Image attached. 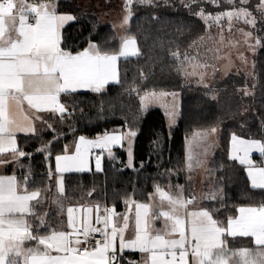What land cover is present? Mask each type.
Returning <instances> with one entry per match:
<instances>
[{
    "label": "trees",
    "instance_id": "1",
    "mask_svg": "<svg viewBox=\"0 0 264 264\" xmlns=\"http://www.w3.org/2000/svg\"><path fill=\"white\" fill-rule=\"evenodd\" d=\"M79 1L57 0L58 12H69L76 17L63 28L61 47L75 54L95 42L109 54L117 52L120 40L115 28L101 23L97 14ZM228 5L226 0H135L131 4L127 33L136 39L140 54L120 60L119 83L108 84L99 93L63 94L62 101L69 110L63 118L54 115L50 128H40L33 135H19V150L26 154L20 158L19 172L23 175L20 183L28 177V189L39 190L42 201L51 184L49 172L54 168L55 157L63 153L76 136H96L129 128L137 133L134 168L124 166L126 152L121 148L116 149V159L104 160L102 171L68 173L62 177L63 206L92 202L123 211L131 200L149 201L157 186H185L186 136L220 125L221 145L209 162L211 189L219 194L203 205L224 224L236 215L240 206L263 205L264 190L251 187L245 166L231 158L230 146L233 134L264 142V19L255 31L259 47L254 76L229 73L221 82L214 83L218 96L211 97L207 87L187 83L180 71L179 52H186L208 33V25L198 13L201 10L215 12ZM254 5L251 0L253 10ZM246 88L253 93L245 91ZM156 90L181 93L179 120L171 130L162 109L141 107L140 96ZM35 212L42 216L44 205L36 206ZM47 218L52 224H47V229L40 228L41 234L61 225L57 211H50ZM30 219L33 224L37 222ZM230 240L237 248L245 246L250 239Z\"/></svg>",
    "mask_w": 264,
    "mask_h": 264
},
{
    "label": "snow or ice",
    "instance_id": "2",
    "mask_svg": "<svg viewBox=\"0 0 264 264\" xmlns=\"http://www.w3.org/2000/svg\"><path fill=\"white\" fill-rule=\"evenodd\" d=\"M247 2L241 0L242 4ZM258 11L264 14V0L258 5ZM200 15L217 23L225 17L229 22L243 18L244 23L253 27L256 22L244 7L208 17L201 10ZM74 19L70 14H57L56 9L47 4L0 0V152L5 151L3 145L7 143L13 145L9 151L17 154V159L25 157L23 151L14 147L15 134L18 131L35 133L31 124L20 123L11 116L10 100L19 106L22 98L33 109L54 112L63 118L69 110L60 102L61 94L84 88L99 93L109 83H119L118 60L140 54L134 38L125 39L118 54H109L95 44L77 54L65 51L61 47V30ZM174 57L178 58V55L174 54ZM145 99L142 97V102ZM24 120L28 117L24 116ZM136 135L135 131L129 130L106 131L95 139L80 136L74 154L55 157V171L60 174L88 170L93 149L99 150L95 156L96 171H102L104 154L109 159H116L113 148L125 142L129 167H132L131 142ZM254 151L264 156V142L232 135L231 158L247 165L253 189L264 190V167L256 166L250 159ZM191 160L189 147V168ZM27 185L28 177L20 184L15 176H0V264H116L117 240L120 250L127 248L148 253L146 264L148 261L150 264H189V256L192 264H264V205L239 208V216L229 218L225 226L214 219L209 210L188 211L187 206L194 198L173 196L157 186L161 203L166 200L168 209L162 210L160 206L153 209L148 204L133 201L134 239L124 237L129 227L128 215L118 216L114 208H104L101 215L99 205L67 207V227L71 231L51 229L47 234H41L40 228H49L35 212L42 196L39 190L30 191ZM57 189L63 194L62 177L57 181ZM218 194L209 198L216 199ZM56 202L63 211V203ZM94 209L95 224L101 227L93 226L91 214ZM181 209L184 215L180 214ZM29 218L37 222L33 224ZM161 218L165 221L164 229L154 231L153 223ZM95 234L102 240L96 241ZM226 237H252L257 249L255 252L247 248L233 251L227 247Z\"/></svg>",
    "mask_w": 264,
    "mask_h": 264
},
{
    "label": "rangeland",
    "instance_id": "3",
    "mask_svg": "<svg viewBox=\"0 0 264 264\" xmlns=\"http://www.w3.org/2000/svg\"><path fill=\"white\" fill-rule=\"evenodd\" d=\"M134 1L135 0H131V2L130 0H80L79 3L82 6L91 8L97 14L101 23L111 24L115 28L120 42H123L125 39L134 38L127 33L129 22L132 17L131 4ZM226 1L228 2V0ZM250 1L251 0H248L246 4H242L241 0H232V2H228L229 5L225 9L217 10L215 12H203L205 17H208L209 14H211V16H217L222 12L237 10L241 7H244L247 8L248 11H250L255 17V27H253L251 24L244 23L243 18H234L231 22H229V20L225 17L218 23L214 22L210 18L206 20L205 18L201 17L200 11L198 16L206 21L208 25V33L205 35V37H202L200 40H198L186 52H179V56L181 57L180 71L186 82L195 86L207 87V94L211 97L218 96V91L216 92L214 90V83L217 81L218 83L221 82V78L223 79L229 73H236L239 75L244 74L247 77L254 76V66L256 62L254 61L255 54L259 47L255 31L259 26V22L264 19V14L258 11V5L260 4L261 0H253V3H255V10L250 7ZM26 3L47 4L50 7H53L57 3V0H50L41 3L26 0ZM94 43L95 42H92V44ZM189 73L192 74L189 75ZM237 87L239 88L238 90H240V85H237ZM245 91H248V93H253V90L250 88H246ZM180 96L181 93L178 90H156L154 92L149 91L143 93L140 96V104L144 109L154 107L162 109L166 114V119H168L167 125L171 130L177 125L179 120L181 106ZM142 97H146L143 102L141 100ZM170 113L174 114L170 115ZM212 129H215L216 131L213 132L211 131ZM129 130V128L126 129V132ZM220 131L221 126L219 125L211 128L210 130H197L186 136L188 170L187 179L189 183L185 186L179 184H170L168 187L160 188L173 196L181 195L185 199H188L190 196H192L194 198V202L187 206L188 211H197L202 209L208 210L202 205V202L203 200L210 199L209 197L214 194V191L209 190V188L212 186V183L208 164L211 157L220 148ZM131 144L132 167H129L127 142L125 147H123V150L126 152L124 166L128 168H134V142L132 141ZM189 147H191L192 155L191 168L188 166ZM113 152L116 155V149H113ZM103 158L104 159H102V161L109 159L106 153L104 154ZM14 166L15 169L18 168L16 163ZM59 179H61L59 176L54 178L53 184H50L48 189L44 192L43 200L40 203L44 205L45 213L46 209L48 214L50 211L54 210L58 212L61 218L67 207L64 206V210L62 211L56 202L57 200L61 202L63 201V194H60L57 189V181ZM186 186L189 188V197L185 191ZM156 189L155 193H153L151 201H129L128 208L125 210L123 215H128L130 217L129 226L131 230L135 231V207L132 203L133 201L139 204H148L152 206L153 209H156L158 206H160L161 209H168V203L166 200L163 202L165 204L164 206H162L163 203H161V201L157 200L159 196ZM47 197H51L50 203H48ZM44 214L40 217L45 220L46 215ZM180 214L184 215L183 209H181ZM163 220V218L155 220L152 225L154 231L161 230L159 225L163 223ZM46 223L52 224L50 220L46 221ZM250 251L252 250L250 249Z\"/></svg>",
    "mask_w": 264,
    "mask_h": 264
},
{
    "label": "crops",
    "instance_id": "4",
    "mask_svg": "<svg viewBox=\"0 0 264 264\" xmlns=\"http://www.w3.org/2000/svg\"><path fill=\"white\" fill-rule=\"evenodd\" d=\"M55 9H56V11H57V3L53 6ZM57 14H69V12H58L57 11ZM70 14H72V13H70ZM72 16L74 17V15L72 14ZM75 20V19H74ZM73 20V21H74ZM72 22V21H71ZM68 24H70V22H68V23H66L65 25H64V27L66 26V25H68ZM63 27V28H64ZM63 28H62V30H63ZM62 30H61V35H62ZM136 40V39H135ZM121 44H122V42H120ZM90 44H92V42H90L89 43V45ZM97 47H98V45L96 44V43H94ZM89 45L85 48V49H87L88 47H89ZM137 47H138V45H137ZM120 48H121V45H120ZM85 49H83L82 51H84ZM82 51H80V52H82ZM119 51H120V49L117 51V52H115V53H110V54H118L119 53ZM80 52H78V53H80ZM75 54H77V53H75ZM124 57H121L119 60H118V62H117V67H118V72H119V62H120V60L121 59H123ZM109 84H111V83H109ZM107 86V85H106ZM105 86V87H106ZM105 89V88H104ZM80 91H90V92H94V91H92L91 89H87V88H84V89H79L77 92H80ZM62 95L63 94H61V96H60V102L61 103H63V101H62ZM9 103H10V105H11V116L13 117V118H15L18 122H20V123H24V124H31L34 128H35V133L34 134H36V133H38V131H40V128H50L49 126H52L53 124V122H52V120H51V117H53L54 115H58L57 113H54V112H50V111H38V110H36V109H33V108H31L28 104H27V101L26 100H23L22 98H21V103H20V105L19 106H17L16 105V103L14 102V101H9ZM64 104V103H63ZM65 105V107L68 109V107L66 106V104H64ZM24 116H27L28 117V120L27 121H25L24 120ZM113 131H124V132H126V129L125 130H121V129H119V130H113ZM113 131H109V132H113ZM103 133H101V134H98V135H102ZM19 135H33L32 133H28V134H26V133H24V132H16V134H15V141H16V143H15V145H14V147H16L18 150H19ZM98 135H96V136H93V137H86L85 135H79V136H76V139L74 140V141H72V143H70L67 147H66V149L64 150V152L63 153H61V154H58V155H64V154H68V155H71V154H74V152H75V146H76V144L78 143V140H79V137L80 136H84V137H86L87 139H95ZM237 137H239V138H241V139H245V140H250V139H246V138H244V137H242V136H239V135H236ZM251 140H257V139H251ZM133 142H134V138H133V140H132ZM260 141V140H259ZM125 145H126V142L122 145V146H120V147H115V148H113V149H123V147H125ZM11 147H13V145H9V144H7V143H5L4 145H3V148L5 149V151H3V152H0V161H2V163H0V176H15L16 178H17V181H18V183H20V177H22L23 175L22 174H20V158L19 159H17V154H13L11 151H9V149L11 148ZM93 150H96V152H97V154H99V150L98 149H93ZM92 150V151H93ZM20 151V150H19ZM96 154V155H97ZM95 155V156H96ZM241 155H242V153H241ZM95 156H90V158H89V164H88V170H85V171H83V172H91L92 170H95L96 171V167H95ZM230 156H232V143H231V146H230ZM261 158L263 159L264 158V156H262L259 152H256V151H254V152H252L251 153V156H250V159L252 160V162H253V164H255L256 166H259V167H264V163L262 162V160H261ZM104 159V158H103ZM211 160V159H210ZM237 162H239V160H236ZM103 162L104 161H102V169H103ZM210 162V161H209ZM15 163L18 165V168L17 169H15L14 167V165H15ZM240 163V162H239ZM245 166V168H246V171H247V174H248V167H247V165H244ZM55 168H56V161H55V165H54V168H52L51 170H50V172H49V177H50V179H51V184H53V180H54V178H56L57 176H59L60 178L61 177H63V175H65V174H68V173H83V172H75V171H73V172H67V173H60V174H57L56 173V171H55ZM208 168H209V164H208ZM187 172H188V170H187ZM188 175V174H187ZM250 179V178H249ZM188 183H189V181H188V179H187V184L186 185H188ZM250 183H251V181H250ZM21 184V183H20ZM169 186V185H168ZM167 186V187H168ZM50 190H51V188H50ZM209 190H211V191H213L212 189H211V187L209 188ZM31 191V190H30ZM185 191H186V194H187V196L189 197V188L186 186V189H185ZM41 193V192H40ZM153 193H155V190L152 192V194H151V197H150V200L149 201H151L152 200V196H153ZM159 196V195H158ZM187 197V198H188ZM190 198H193L192 196H190ZM50 199H51V197H47V200H48V203H50L51 201H50ZM157 200H159V201H161L160 200V197H158V199ZM208 200H212V199H208ZM204 201H207V200H203V202H202V205H203V203H204ZM63 202V201H62ZM82 205H99L100 206V208H101V215H103L104 213H103V209L104 208H108V209H111L108 205H105V204H102V203H92V202H86V203H82V204H77V205H69V206H67V207H70V206H82ZM128 205H129V203H128ZM165 204L163 203L162 204V206H164ZM264 205V204H263ZM204 206V205H203ZM205 207V206H204ZM241 207H245V208H247V207H259V206H240V207H238V210H239V208H241ZM127 208H128V206H127ZM126 208V209H127ZM163 208H165V207H163ZM206 208V207H205ZM67 209V208H66ZM66 209H65V211L63 212V214H62V217L60 218L61 219V225L59 226V228L57 227L56 228V230H64V231H71V229L70 228H68L67 227V214H66ZM125 209V210H126ZM208 209V208H207ZM115 210V209H114ZM125 210H123V211H118V210H115V213L118 215V216H120V215H123L124 214V212H125ZM162 210H167V209H162ZM209 210V209H208ZM237 210V213H236V215L235 216H233V217H231V218H236V217H238L239 216V211ZM210 211V210H209ZM211 212V211H210ZM212 213V212H211ZM46 218H45V221H48V220H50V219H48L47 218V216H48V212H47V209H46ZM44 214V215H45ZM76 215L79 217V215H80V213L78 212V213H76ZM95 216H96V211H95V209H94V211H93V213L91 214V218H92V222H93V226L94 227H101V225H96L95 224ZM214 218V217H213ZM30 219V218H29ZM215 219V218H214ZM121 226H122V220H121ZM164 225H165V221L163 220V223H161L160 225H159V227L161 228V230L162 229H164ZM225 226L227 225V223L226 224H224ZM43 234H47V231L45 232V233H43ZM124 237H125V239L126 240H131V239H134V237H135V231H133V230H131V228H130V226L128 227V229L125 231V233H124ZM166 238H178V237H166ZM247 238H249L250 240L247 242V244L245 245V246H243V247H237V248H235V247H233V245H232V242H231V237H226V239H227V247L229 248V249H231V250H233V251H237V250H239V249H241V248H247V249H251L252 250V252H255L256 251V245L254 244V242H253V238L252 237H247ZM29 246H32L31 244L29 245ZM116 247H117V261H116V264H146V261L148 260V256H149V254L148 253H142V252H140L139 250H132V249H127V248H125V249H123V250H120V245H119V240H117V242H116ZM126 252H132V254L131 255H129V256H127V255H125V253ZM53 254H55V253H53ZM125 258V259H124ZM233 259L234 260H237V259H239L238 257H233ZM188 260H189V264H192V260H191V256H189V258H188ZM148 264H150V261H148Z\"/></svg>",
    "mask_w": 264,
    "mask_h": 264
},
{
    "label": "built area",
    "instance_id": "5",
    "mask_svg": "<svg viewBox=\"0 0 264 264\" xmlns=\"http://www.w3.org/2000/svg\"><path fill=\"white\" fill-rule=\"evenodd\" d=\"M30 22H34V21L30 20ZM96 154H97L96 150H93L92 151V156H95ZM261 160L264 161V158L263 159L261 158ZM95 240L96 241L102 240V237L99 234H95ZM92 243H94V241ZM89 246H91V244Z\"/></svg>",
    "mask_w": 264,
    "mask_h": 264
}]
</instances>
